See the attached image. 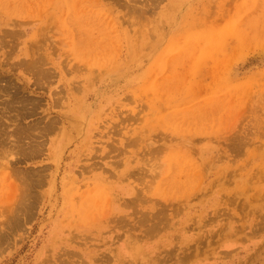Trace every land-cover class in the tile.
<instances>
[{
    "label": "rangeland",
    "instance_id": "rangeland-1",
    "mask_svg": "<svg viewBox=\"0 0 264 264\" xmlns=\"http://www.w3.org/2000/svg\"><path fill=\"white\" fill-rule=\"evenodd\" d=\"M0 77V264H264V0H0Z\"/></svg>",
    "mask_w": 264,
    "mask_h": 264
},
{
    "label": "bare ground",
    "instance_id": "bare-ground-1",
    "mask_svg": "<svg viewBox=\"0 0 264 264\" xmlns=\"http://www.w3.org/2000/svg\"><path fill=\"white\" fill-rule=\"evenodd\" d=\"M2 32H3V31H2ZM20 35H21V34H20ZM32 66H33V64H32ZM34 66H35V65H34ZM41 67H42V66H41ZM31 68H32V67H30V70H32ZM35 68H36V66H35ZM32 71H35L34 67H33V70H32ZM1 75H2V74H1ZM36 77H38V76H36ZM0 78H1V77H0ZM7 78H8V76H7ZM11 80H12V79H11ZM0 81H1V80H0ZM5 83H6V82H5ZM1 85H3V84H1ZM6 85H7V84H6ZM6 85H5V87H6ZM9 85H10V84H8V87H9ZM18 86H19V85H18ZM8 87H7V88H8ZM12 87H13V86H12ZM16 87H17V86H16ZM20 87H21V86H20ZM2 89H3V88H2ZM4 89H5V88H4ZM8 89H9V88H8ZM12 89H13V88H12ZM3 91H4V90H3ZM6 91H7V90H6ZM0 92H1V90H0ZM18 92H19V91H18ZM22 92H23V91H22ZM1 95H2V94H1ZM9 95H10V94H9ZM22 95H23V94H22ZM22 95H21V96H22ZM26 95H28V94L26 93ZM24 96H25V95H24ZM3 97H4V96H3ZM11 97H12V96H11ZM16 97H17V96H16ZM26 98H27V97H26ZM11 99H12V98H11ZM11 99H10V100H11ZM18 99H20V98H18ZM21 99H22V98H21ZM21 99H20V100H21ZM6 100H7V99H6ZM30 100H31V99H30ZM33 100H34V99H33ZM14 101H15V99H14ZM9 102H10V101H9ZM17 102H18V101H17ZM31 102H32V101H31ZM31 102H29V103H31ZM21 103H23V102H21ZM24 103H25V102H24ZM35 103H36V102H35ZM35 103H34V104H35ZM10 104H11V103H10ZM25 105L27 106V104H25ZM31 105H32V104H31ZM16 106H17V105H16ZM39 106H40V105H39ZM18 107H19V106H18ZM24 107H25V106H24ZM32 108H33V107H32ZM35 108H36V107H35ZM5 109H6V108H5ZM14 109H15V108H14ZM30 109H31V108H30ZM39 109H40V108H39ZM10 110H11V109H10ZM31 110H32V109H31ZM2 111H3V110H2ZM0 113H2V112H1V108H0ZM29 114H30V113H29ZM6 115H8V114H6ZM20 115H21V114H20ZM32 115H33V113H32ZM35 115H37V114H35ZM35 115H34V116H35ZM30 116H31V114H30ZM25 118H26V117H25ZM7 119H8V118H7ZM13 119H14V117H13ZM16 119H17V118H16ZM19 119H20V118H19ZM22 119H23V118H22ZM45 120H46V119H45ZM0 123H1V122H0ZM1 124H2V123H1ZM4 124H5V123H4ZM53 124H54V123H53ZM50 125L53 127L52 124H50ZM50 125L48 126V128H46L47 131H48V129L51 127ZM36 126H37V125H36ZM32 127H33V126H32ZM37 127H38V126H37ZM20 129H21V128H20ZM20 129H19V130H20ZM49 130L52 131L51 128H50ZM53 130H54V129H53ZM4 131H5V130H4ZM7 131H8V130H7ZM9 131H10V130H9ZM9 131H8V132H9ZM20 131H21V130H20ZM20 131H18V132L20 133ZM1 132H2V131H1ZM1 132H0V133H1ZM15 132H16V131H15ZM15 132H14V133H15ZM25 132H26V131H25ZM14 133H13V134H14ZM19 133H18V134H19ZM38 133H39V132H38ZM3 134H5V133H3ZM48 134H49V133H48ZM25 135H26V134H25ZM22 136H23V134H22ZM1 137H2V136H1ZM7 137H8V135H7ZM16 137H17V136H16ZM2 138H4V136H3ZM2 138H0V139H2ZM10 138H11V137H10ZM17 138H18V137H17ZM19 138H20V137H19ZM7 139H8V138H7ZM20 139H21V138H20ZM20 139H19V140H20ZM24 139H25V138H24ZM10 140H12V139H10ZM22 140H23V138H22ZM13 142H14V141H13ZM9 143H10V142H9ZM14 143H15V142H14ZM18 143H19V142H18ZM23 143L25 144V142H23ZM3 144H4V143H3ZM15 144H17V143H15ZM5 145H6V144H5ZM12 145H13V144H12ZM31 145H32V144H31ZM7 146H8V145H7ZM1 147H2V145H1ZM20 147H21V145H20ZM24 147H25V146H24ZM24 147H23V148H24ZM26 147H28V146H26ZM29 147H31V146H29ZM63 147H64V143H62V141L59 142V143H57V145H56V149H55L56 156H59L61 153H63ZM131 147H132V146H131ZM10 148H11V147H10ZM3 149H5V148H3ZM14 149H15V148H14ZM28 149H29V148H28ZM5 150H6V149H5ZM20 150H21V149H20ZM15 151H16V150H15ZM24 151H25V150H24ZM32 151H33V150H32ZM0 152H1V151H0ZM4 153H5V152H4ZM6 153H7V152H6ZM12 153H14V152H12ZM15 153H17V151H16ZM15 153H14V154H15ZM26 153H27V152H26ZM0 156H2V155H0ZM3 156H7V155L4 154ZM24 157H25V156H24ZM9 161H10V160H9ZM0 166H1V165H0ZM33 174H34V173H33ZM20 177H21V176H20ZM33 177H34V176H33ZM24 178H25V177H24ZM21 180H22V179H21ZM29 180H31V179H29ZM35 180H36V179H35ZM33 181H34V180H33ZM16 184H17V183H16ZM16 184H14V185H16ZM23 184H24V183H23ZM23 184H22V185H23ZM12 185H13V183H12ZM19 185H20V184H19ZM17 186H18V185H17ZM10 188H11V190L13 189L12 187H10ZM2 189H3V188H2ZM7 189H9V188H7ZM14 189H15V188H14ZM27 189H30V188H27ZM9 190H10V189H9ZM25 190H26V189H25ZM2 191H3V190H2ZM11 193H12V192H11ZM16 193H17V192H16ZM5 194H6V193H5ZM25 195H26V194H25ZM18 197H19V196H18ZM1 198H2V197H1ZM17 199H18V198H17ZM16 202H17V201H16ZM1 203H2V202H1ZM6 204H7V203H6ZM2 205H3V204H2ZM17 207H18V206H17ZM0 208H1V206H0ZM17 209H18V208H17ZM15 210H16V209H15ZM18 210H19V209H18ZM15 213H16V211H15ZM13 214H14V213H13ZM23 216H24V215H23ZM9 218H10V217H9ZM9 218H8V219H9ZM14 218H15V217H14ZM14 224H15V223H14ZM1 249H2V248H1Z\"/></svg>",
    "mask_w": 264,
    "mask_h": 264
},
{
    "label": "crops",
    "instance_id": "crops-1",
    "mask_svg": "<svg viewBox=\"0 0 264 264\" xmlns=\"http://www.w3.org/2000/svg\"><path fill=\"white\" fill-rule=\"evenodd\" d=\"M210 264H223V263H220V262L219 263L218 262H211ZM227 264H231V263H227Z\"/></svg>",
    "mask_w": 264,
    "mask_h": 264
}]
</instances>
